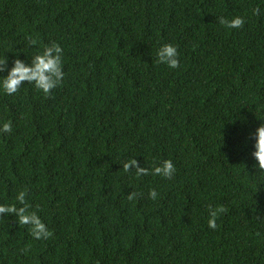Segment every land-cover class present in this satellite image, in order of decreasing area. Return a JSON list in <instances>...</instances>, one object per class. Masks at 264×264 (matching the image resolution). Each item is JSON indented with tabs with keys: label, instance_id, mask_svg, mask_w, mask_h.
I'll return each mask as SVG.
<instances>
[{
	"label": "trees",
	"instance_id": "obj_1",
	"mask_svg": "<svg viewBox=\"0 0 264 264\" xmlns=\"http://www.w3.org/2000/svg\"><path fill=\"white\" fill-rule=\"evenodd\" d=\"M53 41L62 83L5 94ZM0 61V264H264V0H0Z\"/></svg>",
	"mask_w": 264,
	"mask_h": 264
},
{
	"label": "clouds",
	"instance_id": "obj_2",
	"mask_svg": "<svg viewBox=\"0 0 264 264\" xmlns=\"http://www.w3.org/2000/svg\"><path fill=\"white\" fill-rule=\"evenodd\" d=\"M254 15H260V8L257 6L253 9ZM220 24L226 25L227 28H241L243 27L244 20L241 17H235L230 21L225 19H220ZM32 43H36V40L33 39ZM62 53L61 46L53 41V46L51 48L45 47L43 55H37L33 60V66H25L19 60L15 61V66L12 68L11 72L3 82V90L7 95H13L19 91V85L22 81H36V87L41 89L45 96H49L50 90L53 89L57 83L61 84V77L64 76V73L60 71L61 56H53L52 52ZM157 55L159 57V62H166L169 68H178L180 67V62L178 59L177 47L171 44H164L162 48L157 50ZM2 63V61H0ZM55 78V79H53ZM0 131L10 133L12 131L11 122H6L3 124ZM256 151L253 153L255 158L259 161V168L264 169V125L257 129V142H256ZM130 164H135V160L129 161ZM129 163L124 164L123 171L127 172L129 168ZM176 168L172 163L171 159L164 160L162 167H155L153 170V176H162L165 179L171 180L173 178ZM140 173H143L147 176V169H138L137 177ZM24 192H21L20 199L23 203ZM136 193L127 196V199L132 201L136 198ZM157 197V192L155 189L149 191V198L155 200ZM210 207V206H209ZM17 212V209L14 205H9L7 207L0 206V212ZM228 209L224 206H217L214 210H210V216L208 220V227L212 229L217 228L216 220L221 213H226ZM19 223L21 225L32 224L30 229L31 235L37 239H48L53 235V233L47 228H45V223L36 215L32 213L31 215L24 214V209L18 211ZM259 219V217H256ZM30 247V246H29Z\"/></svg>",
	"mask_w": 264,
	"mask_h": 264
}]
</instances>
